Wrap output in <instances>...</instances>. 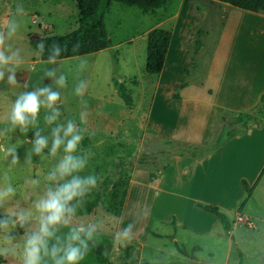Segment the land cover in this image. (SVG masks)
I'll use <instances>...</instances> for the list:
<instances>
[{
  "label": "rangeland",
  "instance_id": "374dc122",
  "mask_svg": "<svg viewBox=\"0 0 264 264\" xmlns=\"http://www.w3.org/2000/svg\"><path fill=\"white\" fill-rule=\"evenodd\" d=\"M17 3H22L25 9L24 24L11 43L23 50L26 63L18 69L16 85L0 84V116L18 92L38 86L39 76L48 66L39 59L35 42L47 35L67 34L76 28L78 20L74 0H0V27L15 12ZM204 5L200 34L188 59V73L204 48V30H208L210 23H219L221 28V6L218 9ZM162 16L161 9L142 14L136 8L112 2L104 15L110 47L59 61L61 71L68 77V88L62 90L65 103L61 111L64 117L77 120L82 105L72 95L74 69L81 59L87 62V67L79 74V78L89 84L83 97L87 120L81 125L84 129L81 147L92 152L84 174L94 172L99 177L97 188L90 193L91 200L95 194L99 200L92 213L80 216L85 220L100 218L105 227L101 244L82 264H264V176L250 195L239 187L231 204L218 205V220L210 226L194 221L189 215L190 205H179L175 198L162 194L161 185L157 184L156 177L167 164L173 147L142 134L153 87V77L147 75L143 67L145 35L165 20ZM167 27L165 24L164 28ZM263 99L264 96L256 105H261ZM249 110L241 113H249ZM225 112L223 118L228 120L230 115ZM3 127L0 125V130ZM32 134V131L21 134L19 130L11 134L9 142L17 144L21 156L20 165L12 173L14 184L23 185L27 176H42L51 164V161L40 162L39 157L34 156L36 167L24 166L23 157L30 147ZM5 142L0 139V143ZM249 143H243L246 149L254 147V143ZM169 183L163 187L174 189L176 184L171 180ZM183 216L186 221L181 219ZM204 216L214 217L211 213ZM119 217L123 218L122 223L113 219ZM237 217L243 221L238 222ZM128 223L134 224L135 238L126 247L114 251L112 235L118 227ZM17 232L22 234V230ZM2 264L14 262L4 260Z\"/></svg>",
  "mask_w": 264,
  "mask_h": 264
},
{
  "label": "crops",
  "instance_id": "0c3cea01",
  "mask_svg": "<svg viewBox=\"0 0 264 264\" xmlns=\"http://www.w3.org/2000/svg\"><path fill=\"white\" fill-rule=\"evenodd\" d=\"M202 4L221 6V28L202 82L182 87L200 34ZM160 9L165 20L156 27L168 24L169 37L161 68L153 76L142 134L164 143L204 146L222 111L246 112L264 96V13L202 0H167ZM252 122L203 158L170 156L156 177L161 193L181 206L190 205L189 215L198 224L216 223L218 205L231 204L239 187L250 195L264 176V114L253 115ZM244 142L254 147L246 149ZM170 180L174 189L163 187ZM208 212L214 217L207 219Z\"/></svg>",
  "mask_w": 264,
  "mask_h": 264
},
{
  "label": "clouds",
  "instance_id": "9594fccd",
  "mask_svg": "<svg viewBox=\"0 0 264 264\" xmlns=\"http://www.w3.org/2000/svg\"><path fill=\"white\" fill-rule=\"evenodd\" d=\"M24 15L23 4L17 3L15 12L0 27L2 85H16L18 69L26 63L23 50L11 43L23 29ZM47 47L49 54L45 64L48 66L41 72L38 86L18 92L0 116V125H4L0 139L6 141L0 143V210H3L0 258L14 264H82L101 244L105 227L100 218L85 220L79 215L99 183L94 172L84 174L92 152L81 147L84 139L81 125L87 120L83 97L89 84L80 79L79 74L85 70L87 62L81 59L74 69L72 95L82 105L79 120L64 117L62 90L68 88V77L61 71L59 61L66 49L55 42ZM45 48L41 41L37 55H43ZM45 80L51 83L44 84ZM17 130L25 135L33 133L23 157L25 167H36L34 156L39 157L40 162L51 161L42 176H27L23 185L14 184L12 177L21 161L17 144L9 142L11 134ZM113 219L123 222L122 217ZM18 229L22 234H18ZM133 229V223L117 228L112 235L114 251L133 241Z\"/></svg>",
  "mask_w": 264,
  "mask_h": 264
},
{
  "label": "trees",
  "instance_id": "16d2710c",
  "mask_svg": "<svg viewBox=\"0 0 264 264\" xmlns=\"http://www.w3.org/2000/svg\"><path fill=\"white\" fill-rule=\"evenodd\" d=\"M76 9L78 10V20L76 28L65 35H47L40 38L35 42V49L38 53V45L41 41L44 42L46 48L43 55H38L41 61H46L49 54L48 45L53 42L58 43L65 47L66 51L62 54V59L73 58L77 56H83L87 54L96 53L110 47L111 41L107 35L104 23V15L107 12L112 2L118 3L126 7H133L139 10L142 14H151L154 11L162 8L167 0H74ZM209 5H215L216 3H224L231 7L251 12L264 13V0H202ZM213 7V6H211ZM218 21V20H216ZM212 22V21H211ZM206 38L204 39V48L201 49L197 58V64L187 74L183 86L187 84H193L199 86L205 77V73L215 50V46L218 40L220 32L219 23H210L208 30L205 31ZM169 37L168 28L156 27L151 29L145 35L146 48H145V60H144V72L149 76H155L158 74L165 52V47ZM75 48V51L73 49ZM61 59V60H62ZM203 67V71L201 68ZM200 77V79H197ZM197 79V80H196ZM264 108L258 104L249 110V113H231L230 118L226 120L223 115H226L225 111H222L218 122L216 123L212 132L209 142L204 146L174 143L171 141H165V144L173 147L169 155L177 157H186L192 159H200L207 154L214 151L220 145L231 139L232 137L240 134L247 126L252 122L253 115L262 116L264 114ZM263 111V113L261 112ZM262 113V114H261ZM136 163L141 164L139 162ZM166 166V165H165ZM164 166V167H165ZM92 195L87 197V202L84 208L80 211L79 215L90 214L97 206L99 196L94 195V199L91 200ZM99 253L96 252V256ZM4 262L3 258H0V264Z\"/></svg>",
  "mask_w": 264,
  "mask_h": 264
},
{
  "label": "built area",
  "instance_id": "2783aa9c",
  "mask_svg": "<svg viewBox=\"0 0 264 264\" xmlns=\"http://www.w3.org/2000/svg\"><path fill=\"white\" fill-rule=\"evenodd\" d=\"M238 222H242L243 220L240 217H237Z\"/></svg>",
  "mask_w": 264,
  "mask_h": 264
},
{
  "label": "water",
  "instance_id": "95a60500",
  "mask_svg": "<svg viewBox=\"0 0 264 264\" xmlns=\"http://www.w3.org/2000/svg\"><path fill=\"white\" fill-rule=\"evenodd\" d=\"M260 106H261V108H264V99H263V101H262Z\"/></svg>",
  "mask_w": 264,
  "mask_h": 264
}]
</instances>
